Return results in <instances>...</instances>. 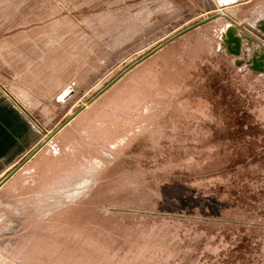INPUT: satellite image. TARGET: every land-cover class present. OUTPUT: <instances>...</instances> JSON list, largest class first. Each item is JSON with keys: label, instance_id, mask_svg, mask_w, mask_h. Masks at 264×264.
Masks as SVG:
<instances>
[{"label": "rangeland", "instance_id": "obj_1", "mask_svg": "<svg viewBox=\"0 0 264 264\" xmlns=\"http://www.w3.org/2000/svg\"><path fill=\"white\" fill-rule=\"evenodd\" d=\"M260 21L264 0H0V104L30 133L0 154V264H264Z\"/></svg>", "mask_w": 264, "mask_h": 264}, {"label": "crops", "instance_id": "obj_2", "mask_svg": "<svg viewBox=\"0 0 264 264\" xmlns=\"http://www.w3.org/2000/svg\"><path fill=\"white\" fill-rule=\"evenodd\" d=\"M71 93L72 92L66 91L63 94L62 99H66L68 95H70ZM29 135L30 133L26 134V122L25 119L22 117L21 113L17 111V109L9 103H1L0 104V154L10 155L14 153L18 149V147H20V144L21 143L23 144L26 138L28 139V137H30ZM73 179L74 178L72 177L61 178L59 182V186L57 187L58 188L66 187L70 185V182ZM86 184H87L86 187L83 188L84 190H87L89 188L90 182ZM78 195L80 194H76L75 196H70L68 200L71 201L73 199H76V197H79ZM60 200H67V199L66 197H63ZM51 208L48 211H50Z\"/></svg>", "mask_w": 264, "mask_h": 264}, {"label": "bare ground", "instance_id": "obj_3", "mask_svg": "<svg viewBox=\"0 0 264 264\" xmlns=\"http://www.w3.org/2000/svg\"><path fill=\"white\" fill-rule=\"evenodd\" d=\"M227 10L229 11V9H227ZM233 13H234V11H233ZM233 13H231L232 16H233ZM228 14H229V12H228ZM263 25H264V22H262V24H261V21H260V24H258L257 27H260ZM247 38H249V37H247ZM222 39L224 41L222 44V49L224 51H226L227 54L235 56V57L240 56L243 38H242V34L239 32V30L237 28L236 23L230 22L225 26V28L222 30ZM249 40H250L249 46H252L251 38H249ZM255 64L258 65L257 61H255ZM58 205H61V202L58 203ZM53 208H54V206H52L51 210ZM2 256H3V254L0 255V260L2 259Z\"/></svg>", "mask_w": 264, "mask_h": 264}, {"label": "water", "instance_id": "obj_4", "mask_svg": "<svg viewBox=\"0 0 264 264\" xmlns=\"http://www.w3.org/2000/svg\"><path fill=\"white\" fill-rule=\"evenodd\" d=\"M219 16V15H218ZM262 31H264V25L262 26ZM82 110H84V108H82L79 112H77V114H79ZM75 114V116L77 115ZM73 118H71L70 120H72ZM69 120V121H70ZM68 121V122H69ZM68 122H65L62 126H60L52 135H50L46 141V143H48L52 137L54 135H56ZM45 143V144H46ZM44 146V145H43ZM41 148L37 149L36 151H34L29 157L28 160L31 159ZM17 170H15L14 172H12L10 175H8V177L6 179H4L1 184H0V188L16 173Z\"/></svg>", "mask_w": 264, "mask_h": 264}, {"label": "flooded vegetation", "instance_id": "obj_5", "mask_svg": "<svg viewBox=\"0 0 264 264\" xmlns=\"http://www.w3.org/2000/svg\"><path fill=\"white\" fill-rule=\"evenodd\" d=\"M223 44V43H222ZM222 44L220 45V47L222 48ZM242 44H243V42H242ZM249 45H250V43H249ZM249 47H252V46H249ZM241 51H242V47H241ZM241 51H240V56H241ZM226 52V51H225ZM240 56H237V59H236V64L237 65H239V66H241V65H243V63H244V60L243 59H241V58H238V57H240ZM235 57V56H234ZM258 66L257 65H255L254 66V68H257ZM61 180V179H60ZM47 228V227H46Z\"/></svg>", "mask_w": 264, "mask_h": 264}]
</instances>
